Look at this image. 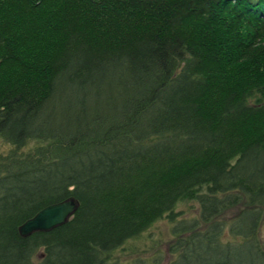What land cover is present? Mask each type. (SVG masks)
<instances>
[{
  "label": "trees",
  "instance_id": "obj_1",
  "mask_svg": "<svg viewBox=\"0 0 264 264\" xmlns=\"http://www.w3.org/2000/svg\"><path fill=\"white\" fill-rule=\"evenodd\" d=\"M0 137V264H264V0H0Z\"/></svg>",
  "mask_w": 264,
  "mask_h": 264
},
{
  "label": "rangeland",
  "instance_id": "obj_2",
  "mask_svg": "<svg viewBox=\"0 0 264 264\" xmlns=\"http://www.w3.org/2000/svg\"><path fill=\"white\" fill-rule=\"evenodd\" d=\"M39 142L31 141L27 144L26 150L38 145ZM10 146L0 137V156L7 153ZM25 150V149H24ZM191 203V202H190ZM189 203L181 208L186 211L187 214H192L196 212V207H190ZM260 238L264 242V216L260 226ZM173 240V236L170 233V226L166 220H158L155 222L144 234L143 236L132 242L133 246L130 245L128 248L132 250L123 251V253L116 252V256H119L123 261L128 262L131 258L136 257H148L150 260L152 258H159L157 264H167L174 255L170 254L168 250L169 243ZM158 260V259H156Z\"/></svg>",
  "mask_w": 264,
  "mask_h": 264
},
{
  "label": "water",
  "instance_id": "obj_3",
  "mask_svg": "<svg viewBox=\"0 0 264 264\" xmlns=\"http://www.w3.org/2000/svg\"><path fill=\"white\" fill-rule=\"evenodd\" d=\"M78 204V200L70 196L62 201L46 205L20 224L19 233L22 236H27L34 231H48L59 226L69 220Z\"/></svg>",
  "mask_w": 264,
  "mask_h": 264
}]
</instances>
